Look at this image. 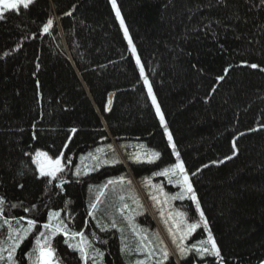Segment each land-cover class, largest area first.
<instances>
[{
  "label": "trees",
  "instance_id": "16d2710c",
  "mask_svg": "<svg viewBox=\"0 0 264 264\" xmlns=\"http://www.w3.org/2000/svg\"><path fill=\"white\" fill-rule=\"evenodd\" d=\"M116 1L199 207L190 197L178 203L189 220L200 219L203 211L221 251V258L201 257L196 250L180 256L169 248L162 264H263L264 2ZM3 15L1 220L11 226L35 220L36 232L52 211H60L69 235L57 232L52 247L61 264H86L71 246L80 240L75 232L93 243L87 264H137L122 251L118 230L94 218L106 181L103 169L76 174L83 153L124 139L145 140L160 154L147 163L124 154L123 160L117 152L126 174L177 160L111 0H35ZM49 18L54 23L45 32ZM39 149L63 154L65 168L56 178L40 176ZM8 228L3 222L0 233ZM205 233L204 226L195 231ZM96 247L104 253L99 260L93 259ZM34 248L33 232L18 247L17 264H31Z\"/></svg>",
  "mask_w": 264,
  "mask_h": 264
},
{
  "label": "rangeland",
  "instance_id": "374dc122",
  "mask_svg": "<svg viewBox=\"0 0 264 264\" xmlns=\"http://www.w3.org/2000/svg\"><path fill=\"white\" fill-rule=\"evenodd\" d=\"M117 8L119 9L116 1V6L114 7L115 12L117 11ZM119 12H120V16L118 17V20L120 23H121V19L123 20V24H121V26L125 33V29H127V27L120 9ZM125 37L128 43L129 40H131V43H129L130 50L136 62L137 59L139 58V63L137 62V64L141 72V67H143V64L138 54V51L131 39L128 29H127V35L125 34ZM133 48H135V51H133ZM141 75L145 83L144 77L147 76L145 69H144V73L143 74L141 73ZM147 78H148V83H145V85L148 90V84H151V81L148 76ZM152 93L153 95H155L153 87H152ZM156 104L159 105L157 97H156ZM156 104H153L155 109H156ZM160 111L162 112L161 107H160ZM158 116L160 118L159 114ZM162 124L165 127V131L168 137L169 133L171 132L170 129L166 126L165 116H164V122ZM170 144L171 146L175 144V152L177 155V153L179 152L176 149V143L173 137L172 140L170 141ZM97 149H101V151L98 152ZM37 152L48 153L44 149H39L38 151H36V153ZM117 152L120 153L123 160H124L123 157L124 154L125 158L129 161L147 162V163L155 161L158 156H155L154 153H159L157 149H155L153 146L149 145L145 140L142 139H124L119 142H116V144L112 142L111 143L104 142L99 146L95 147L93 150L83 153L80 156L79 163L76 169L79 170L85 169L92 172H96L103 169L101 173H103L104 175L101 178V180L105 179L106 181L101 186L103 195L99 197L98 204L96 201L98 207L95 211L94 218L99 225L102 226L104 225L103 227L105 228H116L118 230L119 234L121 235L122 249L124 248L125 244L128 245V248L131 249L129 253H131L133 257L132 260L133 263H137L138 261H143L145 264H158V262L162 260L160 254L161 248H165V247L168 252L170 248L171 250H175L181 256L177 245L181 244V240H180L181 233L190 223H199L200 225L199 227L204 226L206 228V233L204 236H196L195 231L199 228L198 227L197 229L188 233L184 237L183 246L190 249V251H188L186 255L189 254L192 250H195L191 248L192 245H196V247L199 248L201 246L200 245L201 241L206 242L209 232H211L212 234V231L208 223L205 225L204 223L205 217L203 216V218L201 217L200 219L189 220L187 218L184 209L178 203V201H182L187 197L191 196L190 193H185L182 184L176 183V180L179 177L174 175L171 177L165 175H156V173L163 172L165 168H171L172 165H174L175 163L182 161L180 157L177 156V160L167 166L154 168L151 169L150 171L146 170L139 174L131 171V169L127 167L129 169V174H126V170L122 166L120 167V165H118L120 161L117 157ZM36 153H35L36 161L37 159L40 160L45 159L44 157H37ZM48 155L53 160L58 157V156H53L49 153ZM94 157H98L99 159L98 160L94 159ZM61 163L63 164L62 157H61ZM117 168H119V170H117L116 172H112ZM187 174L189 175L188 172ZM121 177H123V180L120 179ZM170 178L173 181L172 183L169 182ZM110 180L113 181L112 184L108 183ZM128 181H130L131 183H128ZM99 183L100 182L98 181V183L93 184L95 190L98 188ZM105 185H107L106 188L104 187ZM121 197H123V200H121ZM153 197H155V199H153ZM174 197H178V198H174ZM123 204H127L128 208L124 209L123 212H121L120 208L122 207ZM53 212H59L60 213L59 220L62 221L64 225H66V223L61 219L62 217L61 212L52 211L51 213ZM147 213L150 214V217L152 218L154 223H152ZM181 213H183L184 215H180ZM104 217H107L109 219H105ZM1 218L2 217L0 215V225L3 222L5 223V221H2ZM29 220L32 219L29 218H24V220L19 219L15 221L13 225L10 228H8V230H5L4 234L0 233V242H3V248L5 249V251L2 253L4 259L0 260V264H11V262L7 260V256H8L7 249L9 244L12 243V240L9 239V233L11 232L12 236L15 237L18 234L15 231L16 229H27L29 227L28 226ZM49 222L55 224L57 222V218L50 217L49 215V219L46 222H44L43 225ZM113 223H115V227L112 226ZM177 226H179V230ZM169 228H171L172 231L175 232L176 234L175 242L173 241V236L169 233ZM35 230H36V224L29 230L28 235L25 238L30 237L33 232H34V239L36 240L38 237H40L41 232H44L46 235H49L50 233V230L45 229L43 226L39 231L35 232ZM125 232H127V234ZM4 237L6 242L3 241ZM141 237H146V240L142 241ZM86 238L91 244H93L91 239H89L88 237ZM213 238L215 239L214 236ZM40 239L43 240L42 237H40ZM52 239L53 236H49V243L51 245V248L53 249ZM149 241L151 242L149 247H152L155 250L152 256L148 255V248L142 247L143 244H148ZM74 242L75 241H73V243ZM21 245L22 242L20 243V246ZM31 248H32V243H30L29 248L25 252H28ZM96 248L98 249V247ZM137 249H141V250H137ZM17 252H18V248L13 254V259L15 261H16ZM53 264H61L57 260L56 254L53 258Z\"/></svg>",
  "mask_w": 264,
  "mask_h": 264
},
{
  "label": "snow or ice",
  "instance_id": "6c2138e0",
  "mask_svg": "<svg viewBox=\"0 0 264 264\" xmlns=\"http://www.w3.org/2000/svg\"><path fill=\"white\" fill-rule=\"evenodd\" d=\"M35 2V0H0V19L4 18V11L7 9L10 10H18L20 5H23V7L25 9H27L29 7L30 4H33ZM262 2H264V0H262ZM112 4L113 7L116 6V0H112ZM70 14V13H68ZM116 15L117 17L120 16V12L119 9L117 8L116 11ZM54 21L53 19L49 18L46 22V24L44 25V31L47 32L49 30V28L53 25ZM121 24H123V20L121 19ZM125 34L127 35V29H125ZM129 43H131V40H129ZM133 51H135V48H133ZM137 62L139 63V58L137 59ZM252 68H257L258 65L256 64H252L251 65ZM141 73H144V68L141 67ZM145 79V83H148V78L147 76L144 77ZM218 79H223V77H219ZM148 93L149 95L152 97V102L153 104H156V97L155 95H153L152 93V86L151 84H148ZM156 111L157 113L160 115V120L163 123L164 122V115L163 113L160 111V107L158 104H156ZM73 132L76 131V129H72ZM168 139L171 141L172 140V136L171 133H169L168 135ZM111 147V146H109ZM173 149H175V144L172 145ZM233 148L235 149V143H233ZM97 151H101V149H97ZM235 154V152H234ZM37 157H44V160H40L37 159L36 163L39 165V174L41 177H52V178H56L57 174L62 172L64 170L65 165H63L61 163V157H62V153L60 156H58L56 159H52L51 157H49L48 153L46 152H37L36 153ZM91 155V154H89ZM155 156H159V153H154ZM177 156H179V153H177ZM94 159H99L98 157H94ZM138 159V158H137ZM226 159H231V157H226ZM119 162V161H116ZM68 163L70 164L71 161L69 160ZM77 175L80 174V170L77 169L76 172ZM156 175H165V176H177L179 177L176 180V183H180L183 185L184 187V191L185 193H190L191 196L190 198L192 200H197L193 186L190 182L189 179V175L186 172L185 166L183 161H179L178 163H175L174 165H172L171 168H165L163 170V172L161 173H156ZM121 180H123V177L120 178ZM169 182L172 183L173 181L171 180V178L169 179ZM109 184H112L113 181H109ZM128 183H131L130 181H128ZM105 188L107 187V185L104 186ZM101 195H103V192H101ZM174 198H178V197H174ZM153 199H155V197H153ZM121 200H123V197H121ZM97 203L99 202V196H97L96 198ZM4 204V198L0 197V212H2V206ZM91 207L93 209H95L96 204H92ZM197 207H199V201L197 200ZM128 208L127 204H123L122 207L120 208V211L123 212L124 209ZM59 212H53L50 214V217H55L57 218V222L55 224L53 223H45L43 225V227L45 229L50 230L49 235H46L44 232L40 233V237L43 238V240L40 239V237L37 238L36 240V248L33 249V252L28 253V257L29 260L32 261V264H53V258L55 256V251L51 248V245L49 243V236H55L57 232H63L65 235H69V230L67 229V226L63 224L62 221L59 220ZM163 215V213H162ZM180 215H184L183 213H181ZM200 216L203 218L204 213L201 210L200 211ZM5 223L9 224V227H11V224L9 221L5 220ZM37 222L35 220H29L28 221V228L27 229H16L15 231L18 233L15 237L12 236L11 232L9 233V239L12 240V243L9 244L7 252H8V256H7V260L9 262H11V264H17V262L13 259V254L15 253L16 249L20 246V243L25 239V237L28 235L29 230L36 224ZM205 225L207 224L206 219L204 220ZM113 227H115V223L112 224ZM199 223H190L187 225V227L182 231L181 236H180V240H181V244H178L177 247L179 248L180 254L181 256H185L186 253L188 251H190L189 248L183 246V239L184 237L194 231L195 229H197L199 227ZM178 230H179V226H177ZM22 233V234H21ZM169 233L173 236V241L175 242L176 240V234L175 232L172 231L171 228H169ZM72 236L75 237H80V240L77 244L71 245L73 248H78L81 258L86 262L87 264V260L89 259V256L91 255V253L88 251L90 248H92L91 243L87 240V238L84 236V234L82 232H75V233H71ZM139 235V233H138ZM141 240H146V237H141ZM162 243V242H161ZM151 244V242L149 241L148 244H143L142 247L143 248H148V255L152 256L155 252L154 248L149 247V245ZM200 247L197 248L196 245H192L191 248L195 249L196 252L201 256L204 257L206 255L208 256H212L215 258H221V251L220 248L217 245L216 240L213 238L211 232H209L208 234V238L207 241H201L200 242ZM137 250H141V249H137ZM5 251V249L3 248V242H0V260H3L4 257L2 255V253ZM122 251L124 252H129L131 251V249L128 248V245L125 244L124 248L122 249ZM95 252V256L93 257L94 260H99L100 258L103 257L104 253L101 252L99 249H94ZM35 253V255H33ZM161 257L162 260L160 262H158V264H162V261H167L169 258L170 253L167 251L166 247L165 248H161ZM137 264H144L143 261H138Z\"/></svg>",
  "mask_w": 264,
  "mask_h": 264
},
{
  "label": "water",
  "instance_id": "95a60500",
  "mask_svg": "<svg viewBox=\"0 0 264 264\" xmlns=\"http://www.w3.org/2000/svg\"><path fill=\"white\" fill-rule=\"evenodd\" d=\"M112 97H113V95H111V101H110V103H109V105L111 106V104H112ZM118 138H116V139H114V140H117Z\"/></svg>",
  "mask_w": 264,
  "mask_h": 264
}]
</instances>
